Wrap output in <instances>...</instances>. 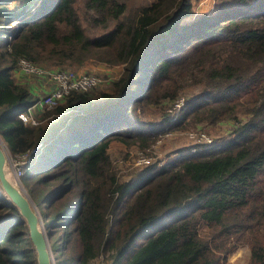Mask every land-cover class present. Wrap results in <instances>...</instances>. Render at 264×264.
Instances as JSON below:
<instances>
[{
	"label": "trees",
	"instance_id": "1",
	"mask_svg": "<svg viewBox=\"0 0 264 264\" xmlns=\"http://www.w3.org/2000/svg\"><path fill=\"white\" fill-rule=\"evenodd\" d=\"M75 1L0 0V136L12 155L36 147L20 179L55 264H229L243 245L248 264H264V0H215L194 17L191 0H82L81 13ZM84 20L99 32L88 35ZM19 57L53 69L96 59L123 71L106 89L36 107L30 124L19 113L38 95L28 79L15 81ZM189 85L202 99L186 98L176 127L223 124L237 134L119 181L110 142L154 140L158 129L137 109L173 108ZM0 264H37L1 185Z\"/></svg>",
	"mask_w": 264,
	"mask_h": 264
},
{
	"label": "rangeland",
	"instance_id": "2",
	"mask_svg": "<svg viewBox=\"0 0 264 264\" xmlns=\"http://www.w3.org/2000/svg\"><path fill=\"white\" fill-rule=\"evenodd\" d=\"M40 1V0H36ZM127 4L130 6H138L150 3L153 0H126ZM191 5L194 14L190 15L194 17L197 13H210L214 10L215 0H191ZM37 2V3H38ZM36 3V4H37ZM75 5H77L78 10L81 13L82 10V0H76ZM35 8V7H34ZM188 19V18H187ZM87 29L88 35H94L99 31L93 30L89 24L84 20L82 22ZM47 68H53L55 65L45 64ZM85 66V67H84ZM65 69H71L73 71H82L96 75L100 79V83L95 86V88L106 89L108 87L109 78H117L121 75L123 71L122 64H107L96 59H90L85 61L84 65L81 67H73L70 65L63 66ZM33 78V77H30ZM193 98L192 101H197L202 99L199 98V88L189 85L186 89V92L182 94L173 106L175 108H166L164 106H154L148 105L144 110L142 108L137 109L138 117L140 120L149 121L152 123L153 129H158L156 137L151 142H148L145 145L140 144L139 142L126 144L122 141H112L108 146V154L111 159V164L113 169H115L119 181L123 183H131L137 179L140 173H143L147 168H151V172L161 169L165 164L174 161L177 157L189 154L202 152L204 150L213 149L214 147L224 145L229 140L233 139L234 133L233 129L229 126H224L223 124H216L214 126L210 124L198 123L195 126H191L187 129H180L176 127L177 120L180 116V110L185 104V102ZM177 104V106H176ZM176 106V107H175ZM166 111V117H161L160 115ZM171 113V114H170ZM176 113V114H175ZM239 115H242V112H238ZM147 127L149 125H143ZM1 141L3 142L4 149L7 147L3 139L0 136ZM7 153V150L5 149ZM145 155L149 159V163L141 162L139 155ZM8 155V153H7ZM14 159H11V163H6L5 170L8 173V176L20 186V189L23 190L26 194L29 195L31 201L35 204L37 210L39 211L38 206L36 205L35 199L27 191L25 184L22 183V180L16 177L13 173V167L15 166ZM23 160V159H21ZM16 161V160H15ZM24 174V172L22 173ZM40 213V211H39ZM41 215V214H40ZM42 218V217H41ZM168 220L165 218L162 223L158 224L163 225ZM43 222V220H42ZM44 228H46L43 223ZM156 227L151 225L144 230H142L136 237V244H141L147 236H149ZM48 233V230L46 229ZM63 232L59 231L56 234H52L51 240L53 243H58V234ZM49 240L50 235L48 234ZM51 243V242H49ZM51 247V245H50ZM52 250V249H51ZM54 257V255H53ZM249 248L246 245L241 246L239 249L229 255L228 263L229 264H248L249 263ZM55 261V259H54ZM101 262V256L97 259V263Z\"/></svg>",
	"mask_w": 264,
	"mask_h": 264
},
{
	"label": "built area",
	"instance_id": "3",
	"mask_svg": "<svg viewBox=\"0 0 264 264\" xmlns=\"http://www.w3.org/2000/svg\"><path fill=\"white\" fill-rule=\"evenodd\" d=\"M17 70L25 77H41L46 79L50 84V89L47 92H43L38 97L34 105H30L27 109L19 113V117L24 123L35 124L36 118L33 115V111L37 106L41 107H55L60 100L70 93L71 91H85L91 89L100 83V79L91 73L82 71H73L71 69H53L47 68L33 63L25 57H19L17 60ZM37 105V106H36ZM36 106V107H35ZM7 150V163H11V159L16 163L13 167V173L18 178L24 172L25 162L29 161L30 154L35 150V147L26 151L12 155L8 148ZM141 162L149 163V159L145 155H139ZM23 159V160H21ZM16 160V161H15ZM102 259V257H101Z\"/></svg>",
	"mask_w": 264,
	"mask_h": 264
},
{
	"label": "water",
	"instance_id": "4",
	"mask_svg": "<svg viewBox=\"0 0 264 264\" xmlns=\"http://www.w3.org/2000/svg\"><path fill=\"white\" fill-rule=\"evenodd\" d=\"M2 143L0 139V185L8 199L17 207L28 226V234L36 252L37 264H55L48 233L43 226L39 211L29 195L21 190L20 186L6 173L5 166L8 157Z\"/></svg>",
	"mask_w": 264,
	"mask_h": 264
},
{
	"label": "crops",
	"instance_id": "5",
	"mask_svg": "<svg viewBox=\"0 0 264 264\" xmlns=\"http://www.w3.org/2000/svg\"><path fill=\"white\" fill-rule=\"evenodd\" d=\"M85 67V66H84ZM13 76H14V79L15 81L19 82V81H22L24 80L25 78L28 79L29 81V85L31 87L32 90H34V92L39 96H41L43 94V92H47L49 91L50 89V84L49 82L46 80V79H43L41 77H33V78H27L25 77L23 74H21L20 72H18V70H14L13 71ZM37 106V105H36ZM35 106V107H36ZM39 107V106H37ZM41 107V106H40ZM39 107V108H40ZM36 109V108H35ZM34 109V110H35ZM34 112V111H33ZM7 146V145H6ZM8 148V147H7ZM9 150V149H8ZM28 162V161H27ZM27 162H25L24 165L27 164ZM23 175V174H22ZM20 175V176H22ZM19 176V178H20Z\"/></svg>",
	"mask_w": 264,
	"mask_h": 264
},
{
	"label": "bare ground",
	"instance_id": "6",
	"mask_svg": "<svg viewBox=\"0 0 264 264\" xmlns=\"http://www.w3.org/2000/svg\"><path fill=\"white\" fill-rule=\"evenodd\" d=\"M7 175H8V173H7Z\"/></svg>",
	"mask_w": 264,
	"mask_h": 264
}]
</instances>
